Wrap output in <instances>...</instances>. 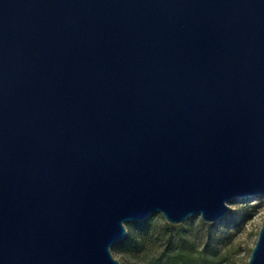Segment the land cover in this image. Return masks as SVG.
Returning a JSON list of instances; mask_svg holds the SVG:
<instances>
[{
	"label": "water",
	"instance_id": "water-1",
	"mask_svg": "<svg viewBox=\"0 0 264 264\" xmlns=\"http://www.w3.org/2000/svg\"><path fill=\"white\" fill-rule=\"evenodd\" d=\"M255 196L264 0H0V264H122L126 223Z\"/></svg>",
	"mask_w": 264,
	"mask_h": 264
},
{
	"label": "rangeland",
	"instance_id": "rangeland-1",
	"mask_svg": "<svg viewBox=\"0 0 264 264\" xmlns=\"http://www.w3.org/2000/svg\"><path fill=\"white\" fill-rule=\"evenodd\" d=\"M229 206L214 223L190 217L172 225L161 213L128 222L127 237L112 254L122 264H248L264 220V196L237 198Z\"/></svg>",
	"mask_w": 264,
	"mask_h": 264
},
{
	"label": "trees",
	"instance_id": "trees-1",
	"mask_svg": "<svg viewBox=\"0 0 264 264\" xmlns=\"http://www.w3.org/2000/svg\"><path fill=\"white\" fill-rule=\"evenodd\" d=\"M146 223H147V222H146ZM126 241H128V240H126ZM117 245H118V244H117ZM117 245H116V246H117Z\"/></svg>",
	"mask_w": 264,
	"mask_h": 264
}]
</instances>
